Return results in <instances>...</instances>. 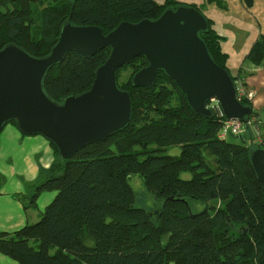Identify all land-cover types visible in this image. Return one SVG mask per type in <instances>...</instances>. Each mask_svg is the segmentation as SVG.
<instances>
[{
	"label": "trees",
	"instance_id": "obj_1",
	"mask_svg": "<svg viewBox=\"0 0 264 264\" xmlns=\"http://www.w3.org/2000/svg\"><path fill=\"white\" fill-rule=\"evenodd\" d=\"M36 1L0 0V50L16 44L34 57H45L69 18L74 25L98 26L107 34L122 22L154 20L180 5L198 9L177 0H55L57 5L43 13L37 40L32 28ZM207 19L209 29L200 36L214 61L229 71L222 37ZM109 55V48L87 59L69 53L48 72L46 93L61 103L90 90ZM138 59L147 65L139 57L128 66ZM247 60L257 66L264 60L262 38ZM122 68L118 86L131 95V123L66 160L51 143L55 161L35 184L31 203L45 191L57 195L37 223L14 236L0 232V253L18 264H264V189L250 163L251 131L238 140L220 139V109L212 118L195 114L163 72L150 89L135 88L132 82L123 87ZM253 117H259L255 111L249 119ZM9 124L17 127L15 121ZM172 146H181L180 155L167 154ZM133 175L162 203L156 213L137 206ZM3 182L0 175V190ZM195 202H221L224 208L196 212Z\"/></svg>",
	"mask_w": 264,
	"mask_h": 264
},
{
	"label": "water",
	"instance_id": "obj_2",
	"mask_svg": "<svg viewBox=\"0 0 264 264\" xmlns=\"http://www.w3.org/2000/svg\"><path fill=\"white\" fill-rule=\"evenodd\" d=\"M209 29L206 16L194 6L167 9L159 18L122 22L107 34L98 26L63 24L49 55L37 58L16 44L0 50V134L15 121L24 135H40L63 160L87 146L121 132L132 121L133 101L118 86V70L142 57L147 65L132 79L135 88H152L160 72L185 94L191 110L205 118L216 101L225 121L248 123L252 105H245L230 72L212 58L200 34ZM110 49L97 69L90 90L57 102L44 89L48 72L69 53L82 58ZM250 163L264 189V147L252 145Z\"/></svg>",
	"mask_w": 264,
	"mask_h": 264
},
{
	"label": "crops",
	"instance_id": "obj_3",
	"mask_svg": "<svg viewBox=\"0 0 264 264\" xmlns=\"http://www.w3.org/2000/svg\"><path fill=\"white\" fill-rule=\"evenodd\" d=\"M233 1L230 0V3ZM228 3L227 0H213L207 2V7H211L214 12L221 10L228 14L230 9ZM244 4L249 11L254 10V0L251 4L244 1ZM212 20L215 30L222 37V50L228 55L227 67L230 74L238 77L239 83L241 82L247 92L256 91L255 100L248 101L264 122V64L252 65L247 60L251 48L261 39L262 34L256 41L238 40L234 44L232 40L237 37V33L234 35L231 30L225 32L227 30L221 29L217 20ZM54 161V149L46 138L40 135H24L13 124L4 127L0 134V175L4 178L0 190V232L14 236L25 226L37 223L41 219L57 192H43L36 204L31 203V197L42 172L49 170ZM0 264L18 262L0 253Z\"/></svg>",
	"mask_w": 264,
	"mask_h": 264
},
{
	"label": "rangeland",
	"instance_id": "obj_4",
	"mask_svg": "<svg viewBox=\"0 0 264 264\" xmlns=\"http://www.w3.org/2000/svg\"><path fill=\"white\" fill-rule=\"evenodd\" d=\"M185 4H195L198 9L209 19L217 20L218 26L221 29H225L228 33L231 30V33H237V37L232 40L234 44L238 40L249 41L257 40L259 35L262 34L261 38L264 41V0H254L255 6L253 11H249L245 7L244 1L249 2L251 0H234L233 3L229 2V12L228 14L224 11L218 10L214 12L211 10V7H207V2L211 0H177ZM225 1V0H224ZM253 1V0H252ZM159 2L164 3L165 0H159ZM242 4V5H241ZM57 5L55 0H37L34 5V25L33 32L35 38L39 40L42 36V22H43V13L45 10L53 8ZM244 5V6H243ZM211 11V13H210ZM230 17V18H228ZM257 24H260L257 25ZM230 26H233L230 28ZM241 27V28H239ZM239 28V29H238ZM238 29V31H236ZM231 41V42H232ZM264 64V60L260 62ZM145 62L143 59H138L134 62V65L127 66L122 68L119 75V83L123 87L128 86L132 82L134 74L144 67ZM252 65H254L252 63ZM164 82V80H161ZM241 83V82H240ZM250 92V91H249ZM256 92V91H253ZM176 99L177 97L174 96ZM176 103V102H175ZM231 140H238L235 137H231ZM241 140V139H239ZM181 153V146H172L167 149V154L178 156ZM184 178H190V174H184ZM130 184L136 192L137 195V206L149 210L152 214L160 210L162 203L157 201L145 188L144 181L139 175H133L130 178ZM205 209H208L211 213L217 212L224 208L223 203L221 202H211L209 204H202L200 202H195L192 205L193 211L201 212Z\"/></svg>",
	"mask_w": 264,
	"mask_h": 264
},
{
	"label": "built area",
	"instance_id": "obj_5",
	"mask_svg": "<svg viewBox=\"0 0 264 264\" xmlns=\"http://www.w3.org/2000/svg\"><path fill=\"white\" fill-rule=\"evenodd\" d=\"M238 87L239 97L241 100L247 99L250 102L254 101L256 98V93L253 91L247 92L243 89L242 85L239 81L236 82ZM213 111L216 109H220L219 105L216 101H211L208 104ZM221 111V110H220ZM223 117V115H222ZM263 120L259 117H253L248 120V123H243L238 120L233 121H225L223 122V126L219 132V138L223 140H227L230 137H243L248 134L249 130L251 131V137H249L248 143L249 145H259L264 147V127Z\"/></svg>",
	"mask_w": 264,
	"mask_h": 264
},
{
	"label": "flooded vegetation",
	"instance_id": "obj_6",
	"mask_svg": "<svg viewBox=\"0 0 264 264\" xmlns=\"http://www.w3.org/2000/svg\"><path fill=\"white\" fill-rule=\"evenodd\" d=\"M248 101V100H247Z\"/></svg>",
	"mask_w": 264,
	"mask_h": 264
}]
</instances>
